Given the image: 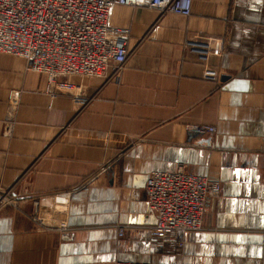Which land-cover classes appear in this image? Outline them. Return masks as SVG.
Here are the masks:
<instances>
[{
	"label": "crops",
	"instance_id": "obj_1",
	"mask_svg": "<svg viewBox=\"0 0 264 264\" xmlns=\"http://www.w3.org/2000/svg\"><path fill=\"white\" fill-rule=\"evenodd\" d=\"M108 23L130 31L108 80L48 91L0 53V188L16 203L0 207V264H264V0H191L188 16L113 6ZM178 165L220 192L199 231L152 244L144 185Z\"/></svg>",
	"mask_w": 264,
	"mask_h": 264
},
{
	"label": "built area",
	"instance_id": "obj_2",
	"mask_svg": "<svg viewBox=\"0 0 264 264\" xmlns=\"http://www.w3.org/2000/svg\"><path fill=\"white\" fill-rule=\"evenodd\" d=\"M113 6L145 7L160 15L188 16L191 0H0V53L28 61L31 70L46 77L48 91L63 76L108 80L120 73L126 62L130 34L126 27L109 25ZM17 95L11 97L12 103ZM6 119L12 122L13 114L8 112ZM187 129L206 135L215 132L210 125H191ZM144 192L155 215L148 240L157 244L175 239L180 233L199 231L209 202L220 192V183L178 165L173 171H151ZM9 195L0 188V207H15ZM37 207L35 200L31 220L40 227ZM123 230L118 226V235Z\"/></svg>",
	"mask_w": 264,
	"mask_h": 264
}]
</instances>
